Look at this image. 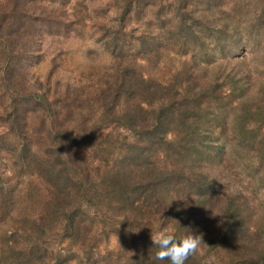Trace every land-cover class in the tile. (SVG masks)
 <instances>
[{"label": "rangeland", "instance_id": "1", "mask_svg": "<svg viewBox=\"0 0 264 264\" xmlns=\"http://www.w3.org/2000/svg\"><path fill=\"white\" fill-rule=\"evenodd\" d=\"M0 24V264L133 263L142 247L119 248L103 227L105 212L74 197L70 184L78 177L68 175L58 154L63 148L77 155L73 168L80 175L88 166L96 192L142 132L129 129L125 117L147 120L145 109L151 117L161 101L176 104L187 81L201 77L214 87L215 100L207 87L204 98L195 96L204 102L207 130L217 134L222 122L230 131L241 118L261 126L264 0H0ZM182 24L193 33L185 42ZM7 51L17 56L24 78L12 92L19 93L26 123H14L12 105L3 99ZM242 77L248 84L240 92L234 86ZM151 162L170 168L160 155ZM247 162L233 168L244 186ZM58 190L69 194L64 208L78 209L79 240L65 234L61 216L45 211ZM198 251L208 264L224 261L217 249Z\"/></svg>", "mask_w": 264, "mask_h": 264}, {"label": "trees", "instance_id": "2", "mask_svg": "<svg viewBox=\"0 0 264 264\" xmlns=\"http://www.w3.org/2000/svg\"><path fill=\"white\" fill-rule=\"evenodd\" d=\"M2 27L0 24L1 38ZM179 28L183 33L182 41L193 37L192 31L185 29L183 24ZM16 57L12 51L4 54L1 79L3 99L12 105L14 123L21 124L28 122L29 116L24 106L16 101L19 93L12 92L14 85L24 80ZM191 68L197 66L191 64ZM199 78L180 85L181 92L177 93L179 98L174 100V106L170 103L164 106L163 100L158 104L160 108L150 111L151 117L145 109L147 120L140 115L137 117V113L125 117L129 129L142 132L130 153L120 159L111 174L102 178L96 192H92L88 166L80 175L76 173L73 165L77 155L59 146L58 157L66 163L68 175L78 177L76 185L70 184L76 189L74 197L105 212L103 227L111 229L113 237L120 240V249L130 246L131 250L132 244L142 247L141 254H132L131 264H169L167 260L155 259L156 249L151 239L155 225H167L177 235L188 231L200 235L203 243L199 248L207 246L208 251L217 249L223 253L224 261L220 264H264V135H260L264 113L258 115L261 125L258 129L241 118L230 131L220 122L217 134L212 133L206 128L209 119L204 102L195 96L204 98L201 91L207 87L213 92L214 87H208ZM247 84L242 77L239 88L234 87L243 91ZM31 98L39 104L33 96ZM213 99H217L216 92H213ZM47 107L43 105L44 109ZM148 121L152 122L150 127ZM17 127L24 136L22 127ZM158 155L169 163V169L151 162V158ZM245 159H248L244 167L246 186L241 183L240 173L233 172L235 164ZM68 197L69 194L58 190L51 195L49 209L45 211L51 218L61 216L65 225L62 230L69 239L79 240L82 224L78 220V209L63 207V201H70ZM255 218L262 219L253 224ZM185 264L208 263L197 251Z\"/></svg>", "mask_w": 264, "mask_h": 264}, {"label": "clouds", "instance_id": "3", "mask_svg": "<svg viewBox=\"0 0 264 264\" xmlns=\"http://www.w3.org/2000/svg\"><path fill=\"white\" fill-rule=\"evenodd\" d=\"M155 247V259L167 260L169 264H185L187 259L196 253L203 243L200 235L191 231L177 235L175 230L167 225H161L151 235Z\"/></svg>", "mask_w": 264, "mask_h": 264}]
</instances>
